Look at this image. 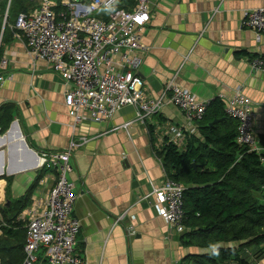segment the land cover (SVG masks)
Wrapping results in <instances>:
<instances>
[{"label":"crops","instance_id":"1","mask_svg":"<svg viewBox=\"0 0 264 264\" xmlns=\"http://www.w3.org/2000/svg\"><path fill=\"white\" fill-rule=\"evenodd\" d=\"M262 1L150 0L151 19L142 33L147 52L139 69L145 93L158 97L174 79L199 100H221L225 109L226 99L240 90L252 103L259 144L264 136V72L254 71L250 60L264 56V35L257 37L242 23L245 13ZM10 3L0 19V59L8 61L0 70V220L5 213L13 215L16 202L25 199L16 219L24 227L22 213L55 180L50 167H41V153L69 152L68 178L77 196L73 215L81 223L76 251L84 264H197L211 255V249L186 245L183 234L160 217L151 195L152 186H161L167 175L157 156L166 139L163 132H180L178 144L185 147L188 139L200 137L197 123L167 103L146 124L134 123L127 130L113 129L134 119L130 106L110 121L87 119L74 125L64 103L69 86L13 38L14 19L6 21ZM121 5L130 9L133 0H121ZM25 8L31 9L27 2ZM6 23L9 34L2 42ZM124 212L125 219L116 224ZM44 263L40 252L38 264ZM249 264H264V256Z\"/></svg>","mask_w":264,"mask_h":264},{"label":"built area","instance_id":"2","mask_svg":"<svg viewBox=\"0 0 264 264\" xmlns=\"http://www.w3.org/2000/svg\"><path fill=\"white\" fill-rule=\"evenodd\" d=\"M28 2L31 9L17 16L11 27L12 36L24 43L33 59L45 62L69 86L64 103L74 125L87 119L97 123L110 121L121 108L130 106L135 110L134 119L113 129L127 130L134 123L146 124L167 103L175 105L189 122L203 118L210 101L199 100L174 79L165 83L158 97L145 93L139 69L147 52L142 33L151 19L150 0H133L130 9L123 7L121 0ZM242 26L257 37L264 35V0L245 13ZM7 65V59L1 58L0 70ZM250 66L264 72V56L252 58ZM225 103L226 115L237 122V142L251 151H262L253 128L255 113L251 101L238 90ZM163 133L168 142L179 146L180 132L169 128ZM39 159L41 167L54 171L55 180L48 192L22 213V264H38L40 252L44 264H84L76 251L81 223L73 215L77 196L68 178L72 171L70 153L43 152ZM184 189L166 175L163 184L152 186L151 191L158 214L177 234L185 230ZM126 215L127 212L122 213L115 223L123 221ZM7 227L0 220V235ZM128 233L134 234L133 230Z\"/></svg>","mask_w":264,"mask_h":264},{"label":"trees","instance_id":"3","mask_svg":"<svg viewBox=\"0 0 264 264\" xmlns=\"http://www.w3.org/2000/svg\"><path fill=\"white\" fill-rule=\"evenodd\" d=\"M7 2L0 0V19ZM26 2L32 6L28 0H11L7 23L27 12ZM7 23L2 42L9 34ZM196 123L199 138L188 139L185 147L164 139L157 150L167 176L185 188L182 240L186 245L212 250L197 264H249L264 256V136L258 138L260 152L239 144L237 123L226 115L223 102L217 98L210 101ZM15 205L18 208L13 215L1 216L8 225L5 237H16L19 242L9 248L0 242L4 264L23 262L25 229L16 219L26 201L21 199Z\"/></svg>","mask_w":264,"mask_h":264},{"label":"rangeland","instance_id":"4","mask_svg":"<svg viewBox=\"0 0 264 264\" xmlns=\"http://www.w3.org/2000/svg\"><path fill=\"white\" fill-rule=\"evenodd\" d=\"M8 1V0H7ZM13 14V12L11 13V15ZM4 18V17H3ZM7 19H8V17L6 16V21H7ZM3 232H2V234L0 235V242H2L1 243V245H6L8 248L9 247H11V246H13V245H18L19 244V242H18V238H16V237H10L9 235H7L6 237H5V230L3 229L2 230ZM21 234H23L24 235V230H22L21 232H20ZM3 240V241H2ZM23 242V241H22ZM7 248V249H8ZM0 261L2 262V259H1V256H0Z\"/></svg>","mask_w":264,"mask_h":264},{"label":"water","instance_id":"5","mask_svg":"<svg viewBox=\"0 0 264 264\" xmlns=\"http://www.w3.org/2000/svg\"><path fill=\"white\" fill-rule=\"evenodd\" d=\"M10 1V0H9ZM217 123V120L213 121L210 125L212 126L213 124ZM193 166H195L194 164H192Z\"/></svg>","mask_w":264,"mask_h":264}]
</instances>
